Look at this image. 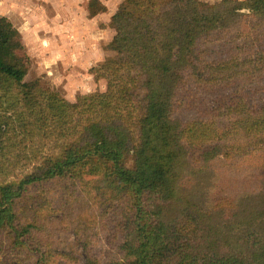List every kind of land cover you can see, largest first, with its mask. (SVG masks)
<instances>
[{"label": "trees", "instance_id": "obj_1", "mask_svg": "<svg viewBox=\"0 0 264 264\" xmlns=\"http://www.w3.org/2000/svg\"><path fill=\"white\" fill-rule=\"evenodd\" d=\"M108 26L105 89L70 101L0 15V264H62L53 220L86 210L84 264H264V0H121Z\"/></svg>", "mask_w": 264, "mask_h": 264}, {"label": "rangeland", "instance_id": "obj_2", "mask_svg": "<svg viewBox=\"0 0 264 264\" xmlns=\"http://www.w3.org/2000/svg\"><path fill=\"white\" fill-rule=\"evenodd\" d=\"M87 1L0 0V15L19 30L31 59L26 79L42 77L70 101L79 94L105 89L106 81H95L90 68L109 54L104 49L114 35L109 20L121 0H102L107 10L96 16L90 15ZM64 218L53 220L57 230H53V248L62 256V264H84L93 216L86 210L69 224L61 222ZM72 222L77 223L71 227ZM12 257L10 261L17 259L16 254Z\"/></svg>", "mask_w": 264, "mask_h": 264}, {"label": "water", "instance_id": "obj_3", "mask_svg": "<svg viewBox=\"0 0 264 264\" xmlns=\"http://www.w3.org/2000/svg\"><path fill=\"white\" fill-rule=\"evenodd\" d=\"M244 11H247V10H244Z\"/></svg>", "mask_w": 264, "mask_h": 264}]
</instances>
